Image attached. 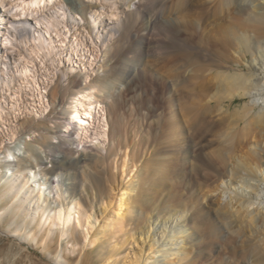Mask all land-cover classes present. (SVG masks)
<instances>
[{
  "label": "bare ground",
  "instance_id": "bare-ground-1",
  "mask_svg": "<svg viewBox=\"0 0 264 264\" xmlns=\"http://www.w3.org/2000/svg\"><path fill=\"white\" fill-rule=\"evenodd\" d=\"M74 1L89 33L117 14L110 1L87 18L96 6ZM122 1L120 34H110L97 68L91 59L77 73L62 70L67 85L51 86L50 105L39 92L48 115L0 134V220L9 217L17 240L55 245L56 264L76 250L73 264H83L94 248V264H200L214 243L226 249L221 264H264V0ZM0 5L12 18L3 46L18 22L42 17L59 35L65 20L46 16L61 0ZM37 39L49 65L59 63L61 47ZM5 66L1 58L0 99ZM18 102L6 110L0 100L2 121ZM94 107L102 122L94 135L108 143L74 157L89 127L67 118ZM16 133L30 138L15 143L22 153L8 146Z\"/></svg>",
  "mask_w": 264,
  "mask_h": 264
},
{
  "label": "rangeland",
  "instance_id": "rangeland-1",
  "mask_svg": "<svg viewBox=\"0 0 264 264\" xmlns=\"http://www.w3.org/2000/svg\"><path fill=\"white\" fill-rule=\"evenodd\" d=\"M5 1L8 2L10 0L8 1L5 0ZM84 1L85 3L88 4H92V5L94 4L93 6L97 7V8L96 7L93 8L92 11L86 15L87 18L91 17L92 14L94 13H99V12L105 13L107 10H109V7L105 5L111 2L114 4V6L117 7V14L108 16L112 19V22H109L106 19V17L104 18L106 19L104 22H101V20L98 21L95 32L89 33L87 30L88 25L86 24V22L81 18L79 14L75 13V11L70 6L71 4L74 6L76 2L74 0H61L64 8L63 6L62 7L56 6L54 8V11H52L51 13L47 12L46 14L47 18L48 16L50 17L52 15H54L57 19H59L60 17L65 18L64 23L62 24L63 26L59 25L58 28L59 35H57L52 28L51 29L46 28L45 24H43L44 20L42 17H37V20L18 22L20 24L15 26L17 27L16 32L13 35L11 33L12 42L8 43L6 46L0 44V60L1 58H3L4 61L6 62L5 72L8 75L7 76L5 74L2 77L7 76L6 79L9 82L5 87L7 91H5L3 94L4 98L0 100L3 102L2 103L4 105L3 107L6 110L8 109V103L10 106L11 102L19 101L18 102L19 107L17 106L16 110L9 109V112L11 114L8 112L7 114H10L8 115V117H6L7 114H5V118H7L5 121H2L0 119V134L3 137L8 136V133H10L12 127L19 128L18 122L21 121L22 118L25 116L35 115V117L39 120L41 119V117L43 118L46 115H48L49 113L48 111L50 110V108H48V110L44 114L39 112L40 105L38 102L42 101L39 92L43 91L42 94H44L43 95L44 98L46 99L47 103L49 102L50 105L51 102L50 91L52 89L51 86L54 87L55 83H57V81H59L60 78L62 79L61 84L67 85V79L63 78L64 75L62 73V70H64L65 68L72 69L74 73H77L78 71L80 70L82 71L84 68L89 67L90 65L88 64V61H90L91 59L93 60L92 63L94 64V65L92 64L93 68H97L98 63L101 62L102 60L101 58L103 55V51L105 50L106 44L108 45L113 41L112 39H109L110 34L112 33L114 37L119 36L120 34L119 24L123 21V17H124L121 12L122 10H126L127 8L126 6H123L122 3L123 1L122 0H103V1L84 0ZM4 7L0 5V18L2 19V21H4V28L1 29L0 31V35H2V37L5 36L4 34L6 33V27L9 26V23L12 19L11 17L8 18L6 14L3 15ZM60 33L61 36H63L64 41L61 39ZM39 37L41 41L47 42L49 40V43H51L53 47H56V49L61 47L62 53L60 55V60L59 63L55 64V66L49 65V62L44 58V51L36 46V44L38 43L37 38ZM151 64L152 62L150 61L149 65ZM24 67L26 68V70L23 73H21L20 70L23 69ZM145 71L147 74L146 76L147 82H150L149 79L153 78V74H151L152 71L149 67H146ZM155 93H158V96L160 95L158 97L157 94H155L156 102L161 101L160 102L161 104L162 103L165 104V102H167V95H165L162 90L159 89ZM147 96H150V94L147 93ZM241 102L242 100H236L235 102H233L232 106H237V104L239 105L241 104ZM96 110H101V109L97 107ZM97 112L98 111L93 112V117H92L93 120L91 119V121H89V126H88L89 129L86 130L87 137L82 140L83 145L79 146L78 148V151L80 152L74 154V157L79 156L80 153L83 151L82 146L95 147L98 146V144L108 143L107 137L103 139L101 136L94 135V133L98 130L97 127L102 123L101 121H99L100 115ZM28 137L29 136L17 134L15 136V141L12 143L10 142L8 146H10V148L12 149L15 148L16 153L19 152L22 153L23 149L19 150L18 147H16L15 143L23 147L22 141L20 140H22V138H26L27 141H29L30 138ZM30 137H34V134H30ZM2 156L3 155H1V157ZM184 180L185 179H183V181ZM192 180L193 182L195 181L194 183L200 182L197 181L199 179L194 176L192 177ZM0 196H1V192H0ZM8 221H9V217H3L0 220V264H56L53 261L55 249H56L55 245L50 246L48 244L44 248L41 245H39V243L35 244L29 241L28 239H27L28 240L27 243L26 241L17 240L16 238L12 237L10 233H8V228H9ZM207 245L208 243L206 242L205 246ZM217 246H218L217 243L216 245L214 243L212 248L214 250H217L215 252L216 256L214 255L215 256L214 257V256L205 255L200 259V264H211V263L221 264L219 260L223 258V254L225 255V253L223 252H225L226 249L224 250V248L219 247L220 250L218 251ZM97 252H98V248L89 250L86 255L87 257L83 256V258H85V262H83V264L84 263L94 264V260ZM65 253H66L65 254L66 257L70 260L68 264H73L78 256L82 257V255L80 254V250H76L74 253L71 252L68 253V251Z\"/></svg>",
  "mask_w": 264,
  "mask_h": 264
}]
</instances>
